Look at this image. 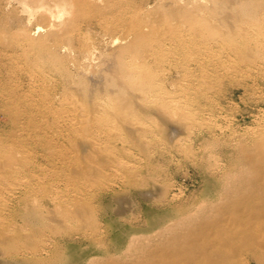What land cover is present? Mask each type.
<instances>
[{"label":"bare ground","instance_id":"6f19581e","mask_svg":"<svg viewBox=\"0 0 264 264\" xmlns=\"http://www.w3.org/2000/svg\"><path fill=\"white\" fill-rule=\"evenodd\" d=\"M193 2L0 0V65L7 64L9 71L6 79L0 78V115L12 121L16 132L32 128L36 135H27L18 149L0 140V254L17 252L25 240L29 244L28 235L8 220L20 216L19 207L40 215L38 202L44 198L53 205L50 220L54 216L61 225L93 227L95 188H105L111 177L137 180V167L120 160L128 143L148 156L153 143L148 136L164 135L167 123L190 138L203 125L198 119L203 111L193 106L197 94L190 69L199 72L194 80L199 89L207 73L219 70L252 81L251 87L264 81V0ZM172 70L181 73L180 82ZM44 118L69 132L60 135L72 147L69 155L58 157L60 172L38 169L36 158L32 161L30 151L22 150L30 142L53 152V141L39 137L43 125L37 121ZM146 119L156 123L148 125ZM258 124L244 144L232 140L254 169L235 174L248 177L245 189L233 181V173L225 174L220 194L227 204L218 212L225 217L204 230L168 237L172 252L163 260L159 254V264H232L231 258L243 252L263 262L257 250L264 231V122ZM210 130L234 137L219 125ZM236 196L242 197L229 205ZM184 217L182 228L189 229L193 219ZM36 248L21 250L24 258L42 264L48 252L43 244Z\"/></svg>","mask_w":264,"mask_h":264},{"label":"rangeland","instance_id":"374dc122","mask_svg":"<svg viewBox=\"0 0 264 264\" xmlns=\"http://www.w3.org/2000/svg\"><path fill=\"white\" fill-rule=\"evenodd\" d=\"M197 1L192 2L199 3ZM192 2L186 0L188 4L192 5ZM210 60L214 62V58ZM7 67L8 65L5 63L0 65L1 79L7 78L9 73ZM177 72L172 70L170 74L177 82H180L181 73ZM207 74L205 85L203 84L199 89L197 82L194 81L199 72L192 68L188 73L195 93L198 95H195L197 100H194L196 103L193 106L197 110L196 112L203 111V115L198 117L199 120H202L199 123H203V125L198 126V129L195 128L194 132L190 134V138H187L181 127L177 126L178 129H176L175 124H173L174 128L170 123L160 122L161 125L166 124L163 129L164 135L161 134L164 140L161 135L159 137L149 135L148 140L153 143H150L148 156L128 143L129 150L122 154L120 160L131 161V165L137 167L135 173L137 180L133 179V182L132 179L111 177L109 183L113 186L110 187L108 183L103 189H93V198L90 201L93 215L95 214L96 221L93 225L95 228L76 225L71 228L65 223L61 225V222L54 216H51L50 220L49 214L53 205L44 198L38 202L39 205L37 204L42 210L40 215H43L44 218H40V215L32 213L31 210L19 207L20 216L8 217L10 218L8 220L13 221L12 223L18 226H15L17 229L21 228L23 233L28 235L29 244L25 240L24 249L21 243L17 252L0 254V264H40V262L24 258L23 251L29 253L38 250L36 247L40 248L42 244L48 252L46 262L44 261L42 264H159V254L162 255L161 260H163L164 255H169L172 252V247L167 242L168 237L187 235L189 230H204L206 226L212 225L216 221L215 219L222 220L225 215L218 212L221 207H226L227 204L226 198L220 194L222 186L227 181L225 174L233 173V181L237 180L236 184L241 182L240 189H245L248 184V177L243 178L235 176V174L241 170L248 172L250 170L241 156L240 147L248 138L246 135L249 131L251 132L253 128L259 126L258 122L260 125L264 122V97L261 95L264 90V81L260 80L257 86L251 87L252 81L242 80L241 77L231 76V78L223 70H219L215 74ZM198 91L200 94L197 93ZM57 107L59 108V105L55 106V108ZM21 121L24 123V120ZM145 121L148 125L156 123V121L148 119ZM41 124L43 130L39 137L46 141H53L49 143V145L53 144V152L47 148H36L30 142L23 144L22 150L30 151L29 153L33 157L32 161L33 159L35 161L36 158L35 163L40 165L37 167L38 169L44 168L47 173L51 169L60 172L62 166H60L58 157L69 155L72 150L68 141L61 136H67L69 132L62 127H56L51 118L37 121V126ZM210 125H219L228 132L231 130L230 133L234 137L219 135L218 131L213 134ZM50 127L53 130H50ZM17 130L12 121L0 115V140L6 144H16L14 145L15 149H18V142L25 138L29 139L27 135L36 136L32 128L19 132H16ZM171 132L175 135L173 133L172 135ZM31 139L34 140V138ZM232 140H239L241 145L238 147L235 143L232 144ZM84 152L85 150L82 152L83 155L86 153ZM252 170L254 169L251 168L250 171ZM49 183L51 184L52 181L49 180ZM180 192H182L181 195ZM175 193L178 198H171L173 194L176 195ZM236 197H234V201L229 202V205L237 202L242 196ZM40 202L42 203L40 204ZM184 216L193 219L189 224V229L182 228V225L185 224H182ZM49 221L50 224H48ZM50 227H52L51 230ZM34 237H36L37 245L33 244L34 246L31 247V241L35 242ZM258 241L260 247L257 251L261 253L257 254L264 256V231ZM43 248L39 250L41 251ZM20 250L22 252H19ZM1 252L3 251L0 250ZM9 253L13 256H9ZM260 259L263 262L257 263L250 252H243L231 258L230 262L232 264L237 262L242 264L264 263V258Z\"/></svg>","mask_w":264,"mask_h":264}]
</instances>
